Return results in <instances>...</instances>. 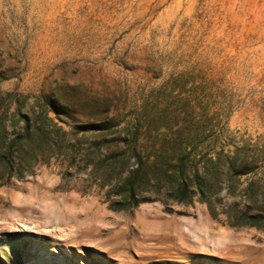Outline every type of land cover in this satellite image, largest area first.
Returning <instances> with one entry per match:
<instances>
[{"label":"rangeland","instance_id":"1","mask_svg":"<svg viewBox=\"0 0 264 264\" xmlns=\"http://www.w3.org/2000/svg\"><path fill=\"white\" fill-rule=\"evenodd\" d=\"M173 132L259 159L111 209V153ZM0 264H264V0H0Z\"/></svg>","mask_w":264,"mask_h":264},{"label":"trees","instance_id":"2","mask_svg":"<svg viewBox=\"0 0 264 264\" xmlns=\"http://www.w3.org/2000/svg\"><path fill=\"white\" fill-rule=\"evenodd\" d=\"M23 117L25 118L22 134L24 138L47 135L38 128L39 123L30 121L26 115ZM104 128L100 125L98 129ZM57 129L61 130L60 127ZM116 132L124 138L131 137L133 141L141 137L137 131L124 130V128ZM166 141L176 143L178 146L165 151L156 150L155 153L145 151L138 144L127 147L125 153H128L132 159L128 164L123 157L125 154L123 146L111 153L112 159H116L120 164L117 177L112 184L113 191L109 194L110 197L115 198L109 199L111 209L126 210L146 201L156 199L162 201L163 194L170 196L175 202L185 204L195 198L211 208L209 197L214 186L219 183V179L228 184L229 176L247 175L259 159L258 155H247L246 152L240 153L237 150L231 155L221 151H214L211 154L210 150L198 146L197 136L194 134L179 135L173 132ZM221 187L222 185H219V188ZM227 187L229 190L228 185ZM146 194L149 196L145 197Z\"/></svg>","mask_w":264,"mask_h":264},{"label":"bare ground","instance_id":"3","mask_svg":"<svg viewBox=\"0 0 264 264\" xmlns=\"http://www.w3.org/2000/svg\"><path fill=\"white\" fill-rule=\"evenodd\" d=\"M17 208H18V211L21 212V213H23V212H24L23 210H25V208H23V207H19V206H17ZM22 211H23V212H22Z\"/></svg>","mask_w":264,"mask_h":264}]
</instances>
